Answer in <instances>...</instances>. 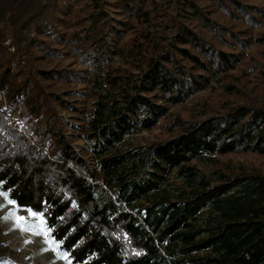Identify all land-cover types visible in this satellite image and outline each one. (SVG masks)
Listing matches in <instances>:
<instances>
[{
	"label": "trees",
	"instance_id": "16d2710c",
	"mask_svg": "<svg viewBox=\"0 0 264 264\" xmlns=\"http://www.w3.org/2000/svg\"><path fill=\"white\" fill-rule=\"evenodd\" d=\"M2 85L0 192L71 264H264V0H0Z\"/></svg>",
	"mask_w": 264,
	"mask_h": 264
},
{
	"label": "rangeland",
	"instance_id": "374dc122",
	"mask_svg": "<svg viewBox=\"0 0 264 264\" xmlns=\"http://www.w3.org/2000/svg\"><path fill=\"white\" fill-rule=\"evenodd\" d=\"M60 115L69 117L65 112ZM0 118L25 140L35 142L33 117L26 100L22 97L10 99L8 85L0 86ZM159 133V130L143 133L138 139L141 142L153 141L159 138ZM0 232V244L7 250L0 258V264H71L50 240L41 216L17 207L1 192Z\"/></svg>",
	"mask_w": 264,
	"mask_h": 264
}]
</instances>
